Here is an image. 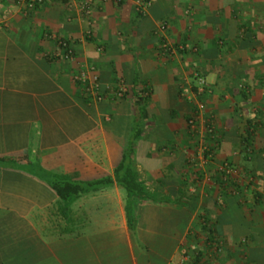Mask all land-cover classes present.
I'll return each mask as SVG.
<instances>
[{
  "label": "crops",
  "instance_id": "0c3cea01",
  "mask_svg": "<svg viewBox=\"0 0 264 264\" xmlns=\"http://www.w3.org/2000/svg\"><path fill=\"white\" fill-rule=\"evenodd\" d=\"M21 1L0 4V264H264V0H149L144 13L94 0L89 17L69 0ZM55 38L73 60L55 57ZM78 63L112 89L102 101L73 81ZM134 81L147 94L136 165L157 198L133 203L132 228L115 182L66 208L49 182L112 177L133 127L130 96L113 90ZM200 103L218 136L202 167L209 137L186 123Z\"/></svg>",
  "mask_w": 264,
  "mask_h": 264
},
{
  "label": "built area",
  "instance_id": "2783aa9c",
  "mask_svg": "<svg viewBox=\"0 0 264 264\" xmlns=\"http://www.w3.org/2000/svg\"><path fill=\"white\" fill-rule=\"evenodd\" d=\"M45 0H22L23 6L25 9L32 10L36 7L41 6ZM76 3L78 10L84 14L86 17L90 16L91 7L93 5L94 0H69ZM135 6L138 13H144L145 9L150 6L149 0H135ZM165 25L161 28L163 29ZM56 41V58H63L65 60H73L74 59V50L72 44L68 39L64 38H55ZM162 52L166 54H171L172 50L167 43H163L161 45ZM93 67L88 65H84L83 63H78V68L76 73L73 75V81L76 83L78 87H80L82 93L90 97L93 101L100 102L105 96L103 95L100 82L96 74L93 73ZM196 86L195 92L197 95H202L205 90L206 81L202 76L196 75ZM106 91H111L110 86H106L104 88ZM127 92V89L118 84L116 89L113 90V94L116 97L120 98L123 94ZM204 109L202 103L198 105V110L194 112L187 120V127L189 133L193 137L201 138L206 135L209 137V142H203L199 144L198 147V166H205L208 162L213 160L214 151L217 147V139L218 136L216 134L215 129V119L212 115L202 114V110ZM205 115V116H204ZM204 116V117H203ZM202 121V132L200 127H198V123ZM216 172L219 173V176L223 180L224 183L231 181L236 182L235 176L238 174V169L233 166L229 161H221L216 165Z\"/></svg>",
  "mask_w": 264,
  "mask_h": 264
},
{
  "label": "trees",
  "instance_id": "16d2710c",
  "mask_svg": "<svg viewBox=\"0 0 264 264\" xmlns=\"http://www.w3.org/2000/svg\"><path fill=\"white\" fill-rule=\"evenodd\" d=\"M5 1L6 0H0V4ZM101 89L103 95L107 96L108 91H106L103 86H101ZM127 96H130L131 98V106L133 109V127L131 135L128 139V144L123 148L121 158L113 169L112 177H104L99 180L83 182L59 175L54 176V178L50 180L49 184L50 187L55 190L58 198L60 199L61 206L66 208V206L84 190H97L115 182L124 190L126 194V215L129 226L133 228L136 222L133 203L135 201L142 202L146 200H154L157 197L150 193L145 185V182L141 179L136 165V151L133 145V142L137 141L142 136L144 131L143 126L147 118V97H145L147 94L145 95V91L139 89L137 87V81H134L133 86L129 89V91L125 92L121 98L126 99ZM191 137L194 138L192 135ZM1 159L3 160L5 157H0V160Z\"/></svg>",
  "mask_w": 264,
  "mask_h": 264
},
{
  "label": "rangeland",
  "instance_id": "374dc122",
  "mask_svg": "<svg viewBox=\"0 0 264 264\" xmlns=\"http://www.w3.org/2000/svg\"><path fill=\"white\" fill-rule=\"evenodd\" d=\"M22 2V1H21ZM201 142H203V141H201Z\"/></svg>",
  "mask_w": 264,
  "mask_h": 264
}]
</instances>
